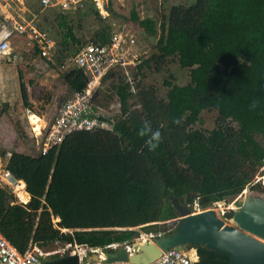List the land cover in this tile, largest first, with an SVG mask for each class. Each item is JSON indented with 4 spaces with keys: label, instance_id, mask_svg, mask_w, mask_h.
Returning a JSON list of instances; mask_svg holds the SVG:
<instances>
[{
    "label": "trees",
    "instance_id": "16d2710c",
    "mask_svg": "<svg viewBox=\"0 0 264 264\" xmlns=\"http://www.w3.org/2000/svg\"><path fill=\"white\" fill-rule=\"evenodd\" d=\"M90 11L104 22L94 5ZM130 18L157 36L156 22L141 19L135 7ZM57 20L64 34L60 54L75 57L87 42L75 34L67 14ZM112 35L111 26L102 24L90 42L105 45ZM169 60L189 71L190 83L178 85L169 74L165 97L154 85L134 86L127 74L114 80L121 68L104 78L103 83L113 80L111 93L121 113L119 123L100 116L108 129L73 133L45 155L0 151L3 160L11 154L7 170L30 196L20 204L11 185L0 189V232L21 254L32 244L113 253L115 245L135 243L138 227L158 238L159 224L179 217L174 199L205 210L248 188L264 194L261 181L256 183L264 176V0L174 5L162 22L156 53L141 57L136 69L144 79L146 67L161 72ZM63 77L71 95L87 86L78 68ZM20 79L31 107L21 71ZM204 111L218 113L213 130L195 129ZM176 119L182 123H173ZM145 121L163 137L155 152L138 135ZM24 184L18 195L27 200ZM225 217L230 220L232 212ZM187 248L197 251V264H230L228 254Z\"/></svg>",
    "mask_w": 264,
    "mask_h": 264
},
{
    "label": "rangeland",
    "instance_id": "374dc122",
    "mask_svg": "<svg viewBox=\"0 0 264 264\" xmlns=\"http://www.w3.org/2000/svg\"><path fill=\"white\" fill-rule=\"evenodd\" d=\"M51 1L52 5L45 7L42 0H0V5L8 9L5 13L0 11V18H5L7 13H10L11 18L21 23H24V20H33L39 28L48 32L56 44L58 43L56 48L51 51V55L47 57L49 59L42 58L37 49L32 47L29 40H18L13 44V50L19 55V61L17 63L8 62L7 65H11V70L13 71L9 72L10 69L8 68L6 71L3 70L0 75V151H16L28 155H39L44 135L37 136L33 123L36 122L35 125L37 126L39 123H43L37 116L50 123L55 118L63 101L71 95L63 76L75 68L71 61L74 57H66L67 53L64 56L60 54L62 46L59 43L64 34L58 27V14L64 13L70 17L75 34L79 39L84 40L83 42H89L96 30L102 27V24L103 26L106 24L110 25L113 33L125 32L129 35L133 34L137 39L138 56L148 59L156 53V44L161 36V25L170 8L178 4H191L195 0H101L103 5L101 9L96 6L94 0H87L85 8L78 11H64L60 3L61 0ZM92 5L99 10L104 20L103 23L98 21L91 13L90 7ZM134 7L141 19L150 18L156 22L157 36H150L138 23L131 20V12ZM8 20L11 22L13 19ZM77 49V44L71 45V50L75 52ZM136 67L121 68L114 80L127 74L129 80H133L134 86H138L141 83H145L148 86L154 85L163 97L166 96L168 91L164 86V80L168 78L169 74L174 76V82L178 85L190 83L189 71L182 69L175 60H169L161 72H155V67L153 66L152 68L146 67L142 71L145 75L144 79L141 74H138ZM20 71L23 73V81L27 86L28 104L31 107L26 105L20 92V81L15 75L20 73ZM1 78H4L5 83L1 84ZM7 80L8 83L6 84ZM112 82L113 80L105 83L102 81L95 95L94 110L97 114L108 118V120L119 123L121 120L120 104L117 98H113L111 93ZM6 105H8V108L5 107ZM32 113L37 115L33 122L30 118ZM217 119V112L204 111L195 129L213 130L216 127ZM261 171H264V166ZM260 181L264 186V176L257 177L256 183ZM14 191V196L19 203L27 201L22 200L18 195L19 188H14ZM245 191H252V189L248 188ZM214 207L216 210H224L227 213L230 205L228 202H220ZM177 220L178 218L165 224L160 223L158 228L159 235L163 234V230L173 231L177 226ZM136 230L140 232V237L135 240L134 244H141L145 240L151 241L152 236L156 237L154 233H145L140 227L136 228ZM60 247L55 246L54 249H59ZM67 247H69V252L71 253L75 250L82 254L84 263L86 258L90 256L84 247ZM185 251L191 255L195 253L194 250L192 252L188 248ZM100 252L102 251L99 250L98 253ZM50 259H54V257ZM50 259L47 258L43 261Z\"/></svg>",
    "mask_w": 264,
    "mask_h": 264
},
{
    "label": "built area",
    "instance_id": "2783aa9c",
    "mask_svg": "<svg viewBox=\"0 0 264 264\" xmlns=\"http://www.w3.org/2000/svg\"><path fill=\"white\" fill-rule=\"evenodd\" d=\"M99 9L103 7L101 0H94ZM85 0H61L63 9L78 11L84 7ZM45 7L52 5L51 0H42ZM35 21L28 23H14L10 26L0 18V62L7 61L17 63L19 55L13 50V42L17 37L35 43L41 50L42 57H49L54 46L53 40L47 31L38 27ZM137 39L125 32H114L108 44L91 42L83 46L71 60L75 68L83 71L86 76L87 86L83 91L70 95L61 105L57 117L52 123L44 127H38L33 123L37 136H43L41 153L43 155L56 146H59L71 134L82 131H94L100 128L108 129L109 123L101 121V114L94 110L95 95L99 90L103 79L112 71L120 68L137 66L140 63L138 56ZM35 117V118H32ZM33 122L36 119L34 114L30 116ZM45 132V134H44ZM11 154H8L9 158ZM6 158V160H8ZM12 175L7 170V163L0 167V188L3 183L13 184ZM14 185V184H13ZM199 212L215 209H201ZM216 210V209H215ZM222 211L224 216L226 212ZM228 211V210H227ZM230 211V208H229ZM154 237V236H152ZM116 246V245H115ZM113 248L117 250L120 247ZM74 252V251H73ZM72 252V253H73ZM66 254L62 251L61 255ZM68 254H71L69 252ZM50 254L45 253L41 248L34 246L25 254H21L1 233H0V264H46V258ZM199 257L186 251L171 249L164 252L161 257L151 264H197ZM82 264H108L103 262L82 263ZM112 264H131L127 262H116Z\"/></svg>",
    "mask_w": 264,
    "mask_h": 264
},
{
    "label": "water",
    "instance_id": "95a60500",
    "mask_svg": "<svg viewBox=\"0 0 264 264\" xmlns=\"http://www.w3.org/2000/svg\"><path fill=\"white\" fill-rule=\"evenodd\" d=\"M14 185L19 182L12 177ZM232 218L222 211L209 209L199 212L196 206H184L178 199L173 205L179 213L177 226L171 234H161L151 241L120 247L115 252H93L85 263L151 264L171 249L185 251L189 245L202 246L230 256V264H264V194L257 191L227 198ZM77 251L58 256L46 264H82Z\"/></svg>",
    "mask_w": 264,
    "mask_h": 264
},
{
    "label": "crops",
    "instance_id": "0c3cea01",
    "mask_svg": "<svg viewBox=\"0 0 264 264\" xmlns=\"http://www.w3.org/2000/svg\"><path fill=\"white\" fill-rule=\"evenodd\" d=\"M86 3H87V0H85V2H84V7L83 8H85V5H86ZM8 11V9L6 8V7H2L1 5H0V11L2 12V13H5V12H7ZM64 11H66L65 9H63ZM12 16H11V14L10 13H7V16H5V18H2L1 17V19L3 20V21H5L6 23H8L10 26H12L14 23H21V22H19L18 20H15L14 18H11ZM8 19H13V20H11V22H10V20H8ZM33 21V20H32ZM28 22H31V21H27V20H24V23H28ZM52 39V38H51ZM18 40H24L23 38H21V37H17L15 40H14V42H13V44H15V42L16 41H18ZM53 40V43H54V46H53V48H52V50H54L55 48H56V46L58 45V43L56 44V42L54 41V39H52ZM89 43H91L90 41L89 42H87V43H85L83 46H85V45H87V44H89ZM31 45H32V47L33 48H35V49H37V51H38V53L40 54V56H41V50L38 48V46L35 44V43H33V42H31ZM61 46V45H60ZM63 49V48H62ZM51 50V51H52ZM61 51V50H60ZM50 55H51V52H50ZM42 57V56H41ZM42 58H44V59H49V58H45V57H42ZM6 62V63H5ZM59 62H61V60H59ZM7 61H1L0 62V75H1V73H2V71L3 70H5L6 71V69H10V71L9 72H12L13 70H11V65H7ZM9 63H11V62H9ZM4 71V72H5ZM111 73V72H110ZM109 73V74H110ZM15 75H17V78L19 79V81H20V86H19V88H20V92H21V79H20V73H16ZM2 79V81H1V84H3V83H5L4 82V78H1ZM104 80V79H103ZM8 83V80L6 81V84ZM26 88H27V86H26ZM28 92V91H27ZM21 95H22V93H21ZM64 102V101H63ZM61 107V106H60ZM60 109V108H59ZM59 109H58V112H57V114H56V116L55 117H57V115H58V113H59ZM33 114V113H32ZM35 115V114H34ZM35 116H37V115H35ZM40 120H41V122H43L46 126H47V124H49L48 122H46V121H44V120H42L41 119V117H39V116H37ZM55 119V118H54ZM54 119H52L51 120V122L50 123H52L53 121H54ZM45 125H43L42 127H44ZM10 154V153H9ZM3 163H6V159L5 160H3L1 157H0V167L3 165ZM20 183H22V184H24L23 182H19V184ZM4 185H11V187H12V189H13V193H14V195H15V191H14V188L16 189V186L17 185H13V184H8V183H3V186L2 187H4ZM1 187V188H2ZM14 187V188H13ZM0 188V189H1ZM26 185L24 184V192L27 194V197H28V199H27V201H25V203H20V204H27L29 201H30V196H29V194L26 192ZM19 203V202H18ZM1 233V232H0ZM2 234V233H1ZM34 246H37V247H39L38 245H35V244H32L31 245V247L29 248V250H31ZM67 246H70V247H72V246H77L78 247V245H67ZM67 246H65V247H60L59 249H52V250H49V249H44V248H41V247H39V248H41L45 253H48V254H50V257H48L49 259L50 258H52V257H54V259H50V260H46V263L47 262H51V261H53V260H55L59 255L60 256H62L61 255V252L62 251H66V254H68L69 253V247H67ZM57 247H59V246H57ZM67 247V248H66ZM79 247H81V246H79ZM193 250L195 251V253H197V251L195 250V249H191L190 251H192L193 252ZM74 252H76L75 250H74ZM73 252V253H74ZM189 253V252H188ZM47 259V258H46Z\"/></svg>",
    "mask_w": 264,
    "mask_h": 264
},
{
    "label": "clouds",
    "instance_id": "9594fccd",
    "mask_svg": "<svg viewBox=\"0 0 264 264\" xmlns=\"http://www.w3.org/2000/svg\"><path fill=\"white\" fill-rule=\"evenodd\" d=\"M253 107H255V103L253 104ZM173 123L179 125L182 123V120L176 119L173 121ZM138 135L142 138H146L145 145L150 152H155L159 148L163 140L160 130H153L151 123L148 121L144 122L143 126L138 131Z\"/></svg>",
    "mask_w": 264,
    "mask_h": 264
},
{
    "label": "bare ground",
    "instance_id": "6f19581e",
    "mask_svg": "<svg viewBox=\"0 0 264 264\" xmlns=\"http://www.w3.org/2000/svg\"><path fill=\"white\" fill-rule=\"evenodd\" d=\"M32 118H33V117H32ZM38 121H39V120H38ZM38 121H37V123H38ZM34 123H36V122H34ZM43 125H45V124H43V123H42V124H40V123H39L38 127H42ZM16 187L20 189V186H19V184H18Z\"/></svg>",
    "mask_w": 264,
    "mask_h": 264
},
{
    "label": "flooded vegetation",
    "instance_id": "af4514ba",
    "mask_svg": "<svg viewBox=\"0 0 264 264\" xmlns=\"http://www.w3.org/2000/svg\"><path fill=\"white\" fill-rule=\"evenodd\" d=\"M117 246L119 247V245H116L115 247H117Z\"/></svg>",
    "mask_w": 264,
    "mask_h": 264
}]
</instances>
